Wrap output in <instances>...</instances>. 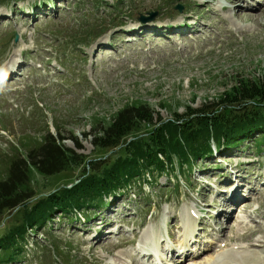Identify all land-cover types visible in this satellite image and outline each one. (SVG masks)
Instances as JSON below:
<instances>
[{
  "label": "rangeland",
  "instance_id": "obj_1",
  "mask_svg": "<svg viewBox=\"0 0 264 264\" xmlns=\"http://www.w3.org/2000/svg\"><path fill=\"white\" fill-rule=\"evenodd\" d=\"M240 80L264 81V0H0V179L48 131L78 137L90 160H140L144 143L103 153L84 134L128 105L151 107L160 130L159 118L217 102ZM209 130L193 166L172 155L170 174L132 179L82 216L55 214L11 264H200L244 251L264 264V128L228 141ZM81 170L36 175L29 207L73 190ZM19 213H0V227Z\"/></svg>",
  "mask_w": 264,
  "mask_h": 264
},
{
  "label": "trees",
  "instance_id": "obj_2",
  "mask_svg": "<svg viewBox=\"0 0 264 264\" xmlns=\"http://www.w3.org/2000/svg\"><path fill=\"white\" fill-rule=\"evenodd\" d=\"M157 116L147 105H128L109 124H98L90 135L84 134L86 139L92 136L94 150L103 153L126 148L129 140L144 143L145 150L138 156L140 160H124L130 157L124 152L119 160L102 157L90 160L89 156L79 153L84 150L79 138H66L60 130L57 134L48 131L39 145L26 155H13L6 177L0 179V212L17 210L20 213L9 226L0 227V264L18 260L24 252L27 236L37 233L41 223L46 226L47 220H53L55 214L85 211L90 203L102 201L105 194L127 188L132 179L140 180L147 174L152 178L170 174L168 168L174 165L172 155L183 166H193L199 150V147L194 148L210 136L209 128L223 132L216 137L217 141L247 134L259 125L264 128V81L240 80L217 102L205 104L198 110L190 109L168 121L159 118V125L163 124L160 130L156 129L158 125L154 121ZM233 131L238 133L233 135ZM66 140H71L76 149L67 147ZM75 166L83 170L73 190L67 189L72 185L59 187L47 194L48 198H42L46 200L29 207L37 195L33 187L36 175L49 179L70 173Z\"/></svg>",
  "mask_w": 264,
  "mask_h": 264
},
{
  "label": "bare ground",
  "instance_id": "obj_3",
  "mask_svg": "<svg viewBox=\"0 0 264 264\" xmlns=\"http://www.w3.org/2000/svg\"><path fill=\"white\" fill-rule=\"evenodd\" d=\"M261 15H262V13H261ZM232 198L233 199L231 200V202H233V203L236 202V204L239 203L240 200H236L234 197H232ZM152 238H153V235L152 234L149 235V239L152 240ZM172 252H174V250H172ZM150 256H153V255H150ZM224 257L227 258V260L223 261L221 259H218L217 261H213V260H208L207 259V260L201 262L200 264H209L210 261H213L210 264H234L235 262L237 264H262V263H260V262H258L256 260L257 256L255 254H249V253L247 254L245 251L243 253H233V254H229V255H227V257L226 256H224ZM220 261H221V263H220Z\"/></svg>",
  "mask_w": 264,
  "mask_h": 264
},
{
  "label": "water",
  "instance_id": "obj_4",
  "mask_svg": "<svg viewBox=\"0 0 264 264\" xmlns=\"http://www.w3.org/2000/svg\"><path fill=\"white\" fill-rule=\"evenodd\" d=\"M176 9H178L179 11L182 12L183 8L181 6H177ZM157 13H152L151 17L149 19L145 18L144 16L141 17V21L146 22L147 20H153V18L156 16ZM16 40H18V38L16 37Z\"/></svg>",
  "mask_w": 264,
  "mask_h": 264
}]
</instances>
